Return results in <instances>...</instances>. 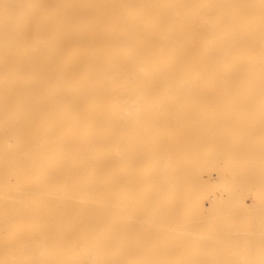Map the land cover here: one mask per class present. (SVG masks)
Segmentation results:
<instances>
[{
  "label": "bare ground",
  "instance_id": "6f19581e",
  "mask_svg": "<svg viewBox=\"0 0 264 264\" xmlns=\"http://www.w3.org/2000/svg\"><path fill=\"white\" fill-rule=\"evenodd\" d=\"M0 264H264V0H0Z\"/></svg>",
  "mask_w": 264,
  "mask_h": 264
},
{
  "label": "rangeland",
  "instance_id": "374dc122",
  "mask_svg": "<svg viewBox=\"0 0 264 264\" xmlns=\"http://www.w3.org/2000/svg\"><path fill=\"white\" fill-rule=\"evenodd\" d=\"M247 202L249 203L250 202V200H247ZM207 203V202H206Z\"/></svg>",
  "mask_w": 264,
  "mask_h": 264
}]
</instances>
